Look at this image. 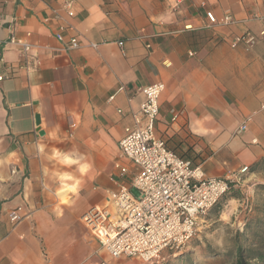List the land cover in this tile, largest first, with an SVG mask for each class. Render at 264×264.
<instances>
[{
    "label": "crops",
    "instance_id": "1",
    "mask_svg": "<svg viewBox=\"0 0 264 264\" xmlns=\"http://www.w3.org/2000/svg\"><path fill=\"white\" fill-rule=\"evenodd\" d=\"M65 1L0 0V264L122 261L82 218L130 186L119 143L152 84H165L157 132L171 150L209 178L264 174V0H72L73 17ZM248 33L254 46H232Z\"/></svg>",
    "mask_w": 264,
    "mask_h": 264
},
{
    "label": "built area",
    "instance_id": "2",
    "mask_svg": "<svg viewBox=\"0 0 264 264\" xmlns=\"http://www.w3.org/2000/svg\"><path fill=\"white\" fill-rule=\"evenodd\" d=\"M64 8L70 17L74 16L72 0H66ZM207 19L213 25L233 23L230 15L218 22L211 12L207 13ZM57 39L63 42L61 33ZM257 42L258 38L248 33L234 39L232 46L245 44L252 47ZM10 43L20 45L21 54L27 59L32 49L30 43L14 37ZM78 46V40L73 38L70 47L66 48ZM164 91L163 83L139 90L144 95V102L134 115L135 125L126 128L119 143L122 157L136 170L130 186L123 185L119 192L110 193L105 206L93 208L82 218L112 260L125 257L160 264L165 251H182L196 236L199 219L233 187L241 186L249 173V167H243L223 178H209L201 166H195L191 160L171 150L157 132L159 100ZM251 121V117L246 118L238 134L246 132ZM117 168L122 176L130 171L120 165ZM10 219L13 223L19 222L18 211L12 212Z\"/></svg>",
    "mask_w": 264,
    "mask_h": 264
},
{
    "label": "rangeland",
    "instance_id": "3",
    "mask_svg": "<svg viewBox=\"0 0 264 264\" xmlns=\"http://www.w3.org/2000/svg\"><path fill=\"white\" fill-rule=\"evenodd\" d=\"M236 244L246 251V264H264V174L233 187L199 219L189 245L177 253L165 251L160 264H236ZM119 264L149 263L122 258Z\"/></svg>",
    "mask_w": 264,
    "mask_h": 264
},
{
    "label": "trees",
    "instance_id": "4",
    "mask_svg": "<svg viewBox=\"0 0 264 264\" xmlns=\"http://www.w3.org/2000/svg\"><path fill=\"white\" fill-rule=\"evenodd\" d=\"M254 170L264 171V158L260 162L257 163ZM245 252L246 251L239 244H236L235 246L236 264H246L245 259H244ZM258 258L263 259V255H259Z\"/></svg>",
    "mask_w": 264,
    "mask_h": 264
}]
</instances>
